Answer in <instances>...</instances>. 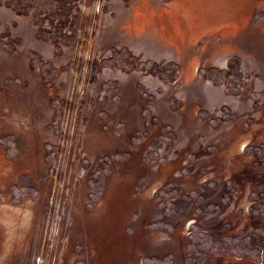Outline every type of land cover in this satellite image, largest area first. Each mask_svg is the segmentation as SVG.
<instances>
[{
	"label": "rangeland",
	"instance_id": "374dc122",
	"mask_svg": "<svg viewBox=\"0 0 264 264\" xmlns=\"http://www.w3.org/2000/svg\"><path fill=\"white\" fill-rule=\"evenodd\" d=\"M0 264H264V0H0Z\"/></svg>",
	"mask_w": 264,
	"mask_h": 264
},
{
	"label": "crops",
	"instance_id": "0c3cea01",
	"mask_svg": "<svg viewBox=\"0 0 264 264\" xmlns=\"http://www.w3.org/2000/svg\"><path fill=\"white\" fill-rule=\"evenodd\" d=\"M196 6V5H195ZM193 7V6H187L186 7V17L187 18H190L191 17V19H193L194 21H195V24H196V26H193L194 28L195 27H199V26H201V25H203L206 21H209L210 19H212L213 20V18H214V16H215V10H214V12L212 13V14H208L207 12H208V7H206V6H204V7ZM209 8L211 9V7L209 6ZM192 11V12H191ZM224 12H226V11H224ZM192 13V14H191ZM191 14V15H190ZM196 14H197V16H196ZM204 16V17H203ZM204 18V19H203ZM166 19L168 20V17L166 16ZM166 19H164V20H166ZM197 19H198V21L199 22H197ZM189 20V19H188ZM201 20V21H200ZM202 22H203V24H202ZM169 27V26H168ZM152 29V28H151ZM160 31V30H159ZM158 30H154V32H156V33H158V35H162V33H160ZM196 31H198L200 34H199V36L203 33V31H202V33H201V31H199V28H197V29H195L194 30V32H196ZM163 36V35H162ZM198 36V35H197ZM198 36V37H199ZM164 37V36H163ZM167 39V38H166ZM198 39V38H197ZM197 39H194V41H196ZM167 41H168V39H167ZM197 66V65H196ZM195 72H196V70H195Z\"/></svg>",
	"mask_w": 264,
	"mask_h": 264
},
{
	"label": "bare ground",
	"instance_id": "6f19581e",
	"mask_svg": "<svg viewBox=\"0 0 264 264\" xmlns=\"http://www.w3.org/2000/svg\"><path fill=\"white\" fill-rule=\"evenodd\" d=\"M189 5V4H188ZM187 5V6H188ZM212 4L211 3H203V4H196V6L195 7H204V6H206V7H208V14H212L213 12H214V10H212V9H210L209 8V6H211ZM193 6V7H194ZM216 7V6H215ZM216 9V8H215ZM192 12V11H191ZM185 13V12H184ZM192 14V13H191ZM190 14V15H191ZM222 15V14H221ZM221 15H219V16H221ZM188 17V16H187ZM204 17V16H203ZM191 18V17H190ZM187 19H189V18H187ZM204 19V18H203ZM214 19V18H213ZM187 21V20H186ZM185 21V22H186ZM201 21V20H200ZM188 22V21H187ZM197 22H199L198 21V19H197ZM207 23V22H206ZM219 23V22H218ZM185 24V23H184ZM202 24H203V22H202ZM215 25V24H214ZM213 25V26H214ZM193 26V25H192ZM210 26V25H209ZM190 27V26H189ZM206 27V26H205ZM189 30V29H188ZM191 30H192V28H191ZM203 30V29H202ZM194 32V31H193ZM202 33V32H201ZM194 34V33H193ZM199 32H198V36H199ZM197 36V37H198ZM196 65H198L197 64V61H195V62H192V64H191V66H190V68L188 69V75H187V79L188 80H190L191 78H193V77H195L196 76V73H195V70L197 69V66ZM252 137V136H251ZM246 142V140H244V141H242L241 143H237V145H236V151H237V153L239 154V152H241L242 151V149L244 148V147H247L248 145H249V143H245ZM234 149V148H233ZM14 217V216H13ZM11 218V217H10ZM15 218V217H14ZM7 219V218H6ZM17 219V218H16ZM15 220V219H14Z\"/></svg>",
	"mask_w": 264,
	"mask_h": 264
},
{
	"label": "flooded vegetation",
	"instance_id": "af4514ba",
	"mask_svg": "<svg viewBox=\"0 0 264 264\" xmlns=\"http://www.w3.org/2000/svg\"><path fill=\"white\" fill-rule=\"evenodd\" d=\"M195 61H197V60H194V62ZM199 63V64H198ZM197 67L200 65V61H197ZM199 71H200V69H199ZM199 71H198V73L196 74V76L194 77V79L195 78H197L198 76H199ZM189 82V81H188ZM249 146V145H248ZM247 146V147H248ZM246 147V148H247ZM212 197V196H211ZM211 197H210V199H211ZM214 198V197H213ZM211 203H212V205H211V209H214L215 210V212H223V213H226V212H228V210H229V207H230V200L227 198V197H223V196H221V197H218L217 199H215V200H211ZM229 203V204H228ZM229 205V206H228ZM200 211H202V212H208V211H210V207L208 206V205H204V206H201L200 207ZM212 217H214V216H212Z\"/></svg>",
	"mask_w": 264,
	"mask_h": 264
}]
</instances>
